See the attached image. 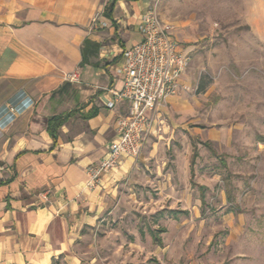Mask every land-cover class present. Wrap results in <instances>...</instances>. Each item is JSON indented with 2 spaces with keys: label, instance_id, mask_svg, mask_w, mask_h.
Returning <instances> with one entry per match:
<instances>
[{
  "label": "rangeland",
  "instance_id": "rangeland-1",
  "mask_svg": "<svg viewBox=\"0 0 264 264\" xmlns=\"http://www.w3.org/2000/svg\"><path fill=\"white\" fill-rule=\"evenodd\" d=\"M150 6L189 65L161 130L82 228L79 264H264V0Z\"/></svg>",
  "mask_w": 264,
  "mask_h": 264
},
{
  "label": "crops",
  "instance_id": "crops-1",
  "mask_svg": "<svg viewBox=\"0 0 264 264\" xmlns=\"http://www.w3.org/2000/svg\"><path fill=\"white\" fill-rule=\"evenodd\" d=\"M151 2L0 0V107L15 109L0 120V264H79L82 228L132 167L128 158L96 180L88 173L126 113L107 102ZM70 72L77 82L63 79ZM67 113L53 141L48 118Z\"/></svg>",
  "mask_w": 264,
  "mask_h": 264
},
{
  "label": "built area",
  "instance_id": "built-area-1",
  "mask_svg": "<svg viewBox=\"0 0 264 264\" xmlns=\"http://www.w3.org/2000/svg\"><path fill=\"white\" fill-rule=\"evenodd\" d=\"M123 66L121 86L110 90L112 99L107 107L117 102L126 104V113L115 120V136L106 155L88 167L90 179L118 166L121 160L136 157L144 139L154 133L160 112L181 87V77L189 65V51L159 18L154 6L148 7L141 18L140 40L121 52ZM77 82L76 73L63 76ZM14 106L0 107V120L13 113Z\"/></svg>",
  "mask_w": 264,
  "mask_h": 264
},
{
  "label": "trees",
  "instance_id": "trees-1",
  "mask_svg": "<svg viewBox=\"0 0 264 264\" xmlns=\"http://www.w3.org/2000/svg\"><path fill=\"white\" fill-rule=\"evenodd\" d=\"M93 114L90 113V114H86L83 116V118H88L90 117L91 115ZM70 116V113H67L65 115H55V116H51L48 118V121H47V126H46V132L48 133V135L52 138L53 141H55V135H56V132L57 130L59 129V127L65 122V120ZM192 160H191V164L193 163L194 161V157L196 156V151L194 150L193 152V155H192ZM192 171H191V178H192ZM201 199L203 198V194H201ZM179 212H182V211H179V210H171V213H173L174 215H176V213H179ZM164 231V228H161L159 230V232H163ZM154 241L160 245L161 244V239L159 237H156L154 236Z\"/></svg>",
  "mask_w": 264,
  "mask_h": 264
}]
</instances>
